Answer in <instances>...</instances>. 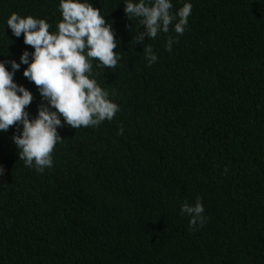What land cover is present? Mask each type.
I'll list each match as a JSON object with an SVG mask.
<instances>
[{"label":"trees","instance_id":"trees-1","mask_svg":"<svg viewBox=\"0 0 264 264\" xmlns=\"http://www.w3.org/2000/svg\"><path fill=\"white\" fill-rule=\"evenodd\" d=\"M89 2L119 42L117 66L92 70L120 111L58 128L43 173L19 159L16 126L0 132V264H264V0H171L173 13L193 6L184 34L140 43L124 0ZM12 13L50 32L62 17L59 0H0V61L19 63L34 49L7 28ZM26 67L14 80L34 118ZM197 197L206 220L193 229L180 208Z\"/></svg>","mask_w":264,"mask_h":264},{"label":"clouds","instance_id":"clouds-1","mask_svg":"<svg viewBox=\"0 0 264 264\" xmlns=\"http://www.w3.org/2000/svg\"><path fill=\"white\" fill-rule=\"evenodd\" d=\"M124 5L126 17L138 18L145 28L135 37L137 43L145 37L154 40L159 33H168L170 25L182 36L193 7L191 2H185L173 13L171 0H124ZM59 11L62 19L53 32L49 31L52 26L45 19L10 14L7 28L17 38L23 34L24 44L34 51L25 50L19 63L14 59L0 61V132L16 126L18 134L12 140L19 159L25 167L35 168L38 173L53 167L54 148L63 142L58 128L99 127L105 120L112 121L120 111L109 92L98 84L92 70L93 61L97 68L113 69L121 59L120 52L114 51L119 42L112 24L106 22L100 9L89 0H59ZM174 43L178 40L169 37L166 50L171 52ZM143 55L148 66L158 59L149 44ZM22 65L27 66L23 76L34 82L42 100L34 118L26 110L34 100L33 93L14 80ZM123 133L121 127L118 135ZM3 174L4 169L0 167V176ZM180 212L189 217L190 228L202 227L205 223L200 197L194 204L183 203Z\"/></svg>","mask_w":264,"mask_h":264}]
</instances>
